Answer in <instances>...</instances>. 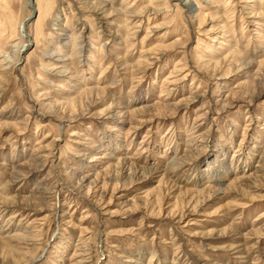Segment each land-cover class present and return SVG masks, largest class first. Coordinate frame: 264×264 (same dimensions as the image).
I'll return each mask as SVG.
<instances>
[{"label": "rangeland", "instance_id": "1", "mask_svg": "<svg viewBox=\"0 0 264 264\" xmlns=\"http://www.w3.org/2000/svg\"><path fill=\"white\" fill-rule=\"evenodd\" d=\"M0 264H264V0H0Z\"/></svg>", "mask_w": 264, "mask_h": 264}]
</instances>
